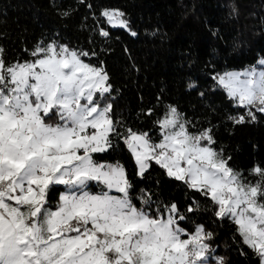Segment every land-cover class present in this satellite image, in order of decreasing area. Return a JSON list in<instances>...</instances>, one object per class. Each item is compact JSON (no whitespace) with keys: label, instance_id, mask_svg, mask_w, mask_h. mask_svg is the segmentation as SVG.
Segmentation results:
<instances>
[{"label":"snow or ice","instance_id":"6c2138e0","mask_svg":"<svg viewBox=\"0 0 264 264\" xmlns=\"http://www.w3.org/2000/svg\"><path fill=\"white\" fill-rule=\"evenodd\" d=\"M101 15L128 27L119 9ZM100 35L109 32L101 29ZM90 55L96 53L53 40L38 44L32 59L7 63L0 48V264H209L213 232L203 224L192 231L182 226L207 208L195 197L183 211L175 202L153 207L148 190H141L137 207L124 165L94 158L116 147L113 138L130 153L138 177L158 165L210 201L218 220L234 223L242 243L264 264V168L255 165L251 174L258 179L248 182L217 149L214 126L190 130L191 121L175 105L155 121L158 141L123 128L109 101L110 76L102 63L86 61ZM215 79L246 109L227 117L233 124L264 114V67ZM93 182L100 191H90ZM58 186L65 191L53 204ZM215 264L227 261L217 256Z\"/></svg>","mask_w":264,"mask_h":264},{"label":"trees","instance_id":"16d2710c","mask_svg":"<svg viewBox=\"0 0 264 264\" xmlns=\"http://www.w3.org/2000/svg\"><path fill=\"white\" fill-rule=\"evenodd\" d=\"M105 9L124 12L128 29L111 27L101 15ZM101 29L109 36L100 35ZM53 40L96 53L86 61L102 63L107 70L113 86L109 101L123 128L148 132L158 141L155 121L175 105L191 121L190 130L214 126L217 149L232 158L230 166L248 182L258 179L251 169L264 168V114L257 112L255 121L240 125L229 121L228 116L246 109L218 87L215 77L257 66L264 58V0H0V48L7 63L30 60L38 44ZM148 109H153L150 116ZM113 143L114 149L94 158L124 165L137 207L141 190L153 193V207L175 202L181 211L195 197L207 211L190 215L182 226L192 231L203 224L213 232L212 255L224 257L227 264H260V257L242 243L236 225L212 215L210 201L167 177L155 163L138 177L124 144L118 138ZM62 189L52 193L53 204ZM90 191L100 187L93 183Z\"/></svg>","mask_w":264,"mask_h":264},{"label":"rangeland","instance_id":"374dc122","mask_svg":"<svg viewBox=\"0 0 264 264\" xmlns=\"http://www.w3.org/2000/svg\"><path fill=\"white\" fill-rule=\"evenodd\" d=\"M106 18V17H105ZM106 21L108 22V20H107V18H106ZM108 24L111 26V27H119V28H124V29H128V27H122V26H119V25H115L114 23H109L108 22ZM262 59H264V58H262ZM252 67H255L257 70H260L262 67H264V66H261L260 64H258L257 66H249V67H245V68H241V69H233V70H230V71H228V72H244L245 70H247V69H250V68H252ZM94 183V182H93ZM95 184V183H94ZM63 187V189L61 190V192H63V191H65V187L64 186H62ZM60 192V193H61ZM112 194H117V193H115V191H113V193ZM215 257H217V256H214V255H212L211 257H210V259H209V264H215Z\"/></svg>","mask_w":264,"mask_h":264}]
</instances>
